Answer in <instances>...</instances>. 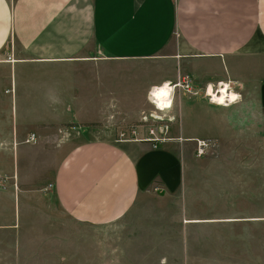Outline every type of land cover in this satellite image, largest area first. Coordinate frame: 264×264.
I'll use <instances>...</instances> for the list:
<instances>
[{
    "label": "crops",
    "instance_id": "1",
    "mask_svg": "<svg viewBox=\"0 0 264 264\" xmlns=\"http://www.w3.org/2000/svg\"><path fill=\"white\" fill-rule=\"evenodd\" d=\"M193 80L210 82L208 90L227 80L256 84L258 121L243 124L248 114L234 112L221 127L210 113L191 129L181 108L173 140L194 143L193 151L175 150L170 137L153 148L138 128L150 111L149 92L175 82L193 87ZM11 87L15 110L5 94ZM111 126H138V137L98 135L96 127ZM32 134L35 141L27 142ZM206 135L215 139L198 155L196 141ZM48 149L53 168L37 186L50 189L79 225L121 223L150 188L174 205L158 213L161 229L168 227L159 236L161 254L152 246L132 261L230 263L232 248L234 264L248 262L235 256V246H248L244 230L264 219V0H0L5 198L21 194L13 178L19 182L28 152ZM10 227L0 223V230ZM154 238L145 233L146 241Z\"/></svg>",
    "mask_w": 264,
    "mask_h": 264
},
{
    "label": "rangeland",
    "instance_id": "2",
    "mask_svg": "<svg viewBox=\"0 0 264 264\" xmlns=\"http://www.w3.org/2000/svg\"><path fill=\"white\" fill-rule=\"evenodd\" d=\"M200 82L201 84L193 80L194 90L192 89L191 92L176 88L174 93V98H176L173 100L174 103L169 111L164 110L170 107V98L165 102L152 98L154 106L151 104L150 93L153 94L156 91V88H154L148 94L150 105L148 104L147 111H150L147 118L152 115L148 123L141 122L140 127H96L98 128V135L102 137L109 136L118 140L120 133L124 132L128 135L131 129H137L138 127L143 138L146 125L157 127L161 123H168L169 132L166 137L172 138L170 143L176 146L175 150L192 152L195 146L194 143L184 142L182 147L179 142L173 140L179 133L176 130L181 108L191 129L196 121L195 118L210 113L217 114L220 126H223V124L226 126V123L230 121L228 116L234 112L248 114L244 115L245 118H242L243 124L258 121L252 113L259 109L256 84H243L236 80L223 81L222 84L211 83L214 91L219 90L226 84L229 92L234 93L236 96L234 101L229 100L225 102L224 106H220L216 103L211 105L212 103L207 97L206 91L210 86V82ZM250 82L257 81L252 80ZM157 88H163L166 92L170 91L169 87L166 86ZM179 90L182 91L181 102L177 99ZM5 94H7L10 101H13L15 97L14 88H9L5 91ZM13 102L15 110V104H17L15 98ZM156 118L158 121H154ZM160 120L163 122H160ZM214 139L206 135L205 137H199L198 141H203L209 145L212 144ZM52 168V149H48L44 153L35 152L34 150L29 151L25 162L20 164L19 182H16L17 176L13 178V181H15L13 190L16 191L18 188V192L19 190L22 191L18 199H15L16 194H14V198L9 199L2 195L6 184L4 179L0 177V223L13 225L8 230H0V264H138L132 261V258L139 253L150 254L152 246L153 254H161V250H157L160 243L159 236L163 233L168 234V227L163 225L165 229H161L159 223L162 220L161 215L158 213L163 209L164 211L173 210V204L170 205L157 198L153 195V189L150 188L142 194L135 207L121 223L106 227L82 226L73 222L61 212L50 189L41 191L38 188L37 182L46 178V170L50 173ZM260 187L262 189L261 184ZM259 194L261 197L264 196V184ZM259 209L260 211L264 210L263 204L260 205ZM3 212L5 214L2 216ZM7 212L9 213L7 214ZM172 219H175V216L169 215L166 220L171 222ZM262 224H264V219L251 221L249 231L245 232L246 229L244 230V235L248 234V246H235V256L241 255V257L243 256L242 259H247L248 262H235V264H264V227ZM146 227L148 232H146ZM169 232L172 233V231ZM145 233L155 235L153 244L150 239V242L146 241ZM236 233L240 234L241 232ZM137 247L143 248L139 249ZM228 249L227 255H233L232 248ZM228 256L227 259L230 263L222 262L218 264H234L231 260L232 257L229 258ZM234 258L236 259V257ZM144 264L152 263L145 262Z\"/></svg>",
    "mask_w": 264,
    "mask_h": 264
},
{
    "label": "built area",
    "instance_id": "3",
    "mask_svg": "<svg viewBox=\"0 0 264 264\" xmlns=\"http://www.w3.org/2000/svg\"><path fill=\"white\" fill-rule=\"evenodd\" d=\"M172 2H177V0H171ZM167 85L169 87V98H170V107L165 109L164 111H169L173 105V100H174V93H175V89L176 88H180L184 91L187 92H191V90L193 89L192 87V82L190 81H185V82H177L176 84H164ZM218 90L214 91V94H217ZM207 97L210 101V103H216L213 99V96L211 94H208V92L206 91ZM150 101L152 104V92L150 93ZM153 105V104H152ZM159 112H163V111H159ZM150 117H152V115L149 116V118L147 117H143L142 122L143 123H148L149 119H151ZM154 121H158L157 118L154 119ZM160 122H163L162 120H160ZM75 129V128H72ZM169 132V126L168 123H161V125L154 127L153 125H146L145 127V133H144V137L142 138V140L147 141L149 143H152L153 148H157L159 145L169 141L170 139L167 136ZM137 131L136 128L135 129H131L129 131V134L127 135L126 133H120L119 134V138L117 141L122 142V141H126L129 139H137ZM129 136V138H128ZM35 141V136L32 134L27 142H34ZM197 143V154L198 155H202L204 152V148L207 146V144L203 141H196Z\"/></svg>",
    "mask_w": 264,
    "mask_h": 264
},
{
    "label": "bare ground",
    "instance_id": "4",
    "mask_svg": "<svg viewBox=\"0 0 264 264\" xmlns=\"http://www.w3.org/2000/svg\"><path fill=\"white\" fill-rule=\"evenodd\" d=\"M169 94L170 93L168 91L166 92L164 89L156 90L152 94V98L161 102H165L169 100ZM208 94H211L214 101L220 105H225V102L229 100L232 102L236 99V96L233 93H229L227 85L222 86L217 94H214L212 89H209ZM233 97H235V99H233Z\"/></svg>",
    "mask_w": 264,
    "mask_h": 264
},
{
    "label": "snow or ice",
    "instance_id": "5",
    "mask_svg": "<svg viewBox=\"0 0 264 264\" xmlns=\"http://www.w3.org/2000/svg\"><path fill=\"white\" fill-rule=\"evenodd\" d=\"M233 99H235V97H233ZM222 102V101H221Z\"/></svg>",
    "mask_w": 264,
    "mask_h": 264
}]
</instances>
